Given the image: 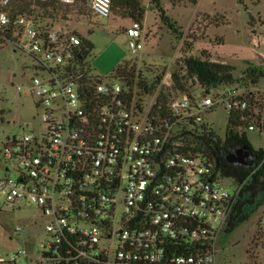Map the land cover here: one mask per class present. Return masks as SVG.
Instances as JSON below:
<instances>
[{
    "label": "built area",
    "instance_id": "1",
    "mask_svg": "<svg viewBox=\"0 0 264 264\" xmlns=\"http://www.w3.org/2000/svg\"><path fill=\"white\" fill-rule=\"evenodd\" d=\"M9 2L2 0L0 30L14 22ZM88 5L100 17L112 15L113 0ZM134 24L129 48L139 54L143 26ZM16 27L31 39L18 46L37 62L27 93L44 109L46 131L8 137L0 187L9 207L38 206L49 235L36 253L23 249L0 264H218L217 238L229 226L241 187L231 191L206 158L185 152L184 132L192 122L213 128L204 114L223 104L242 117L246 132L264 137V91L239 81L217 96L216 88L173 93L163 115L155 108L160 90L143 93L138 83L118 78L84 84L68 72L84 39L66 21L22 17ZM152 96L156 102L146 112ZM122 191L126 212L119 220Z\"/></svg>",
    "mask_w": 264,
    "mask_h": 264
},
{
    "label": "rangeland",
    "instance_id": "2",
    "mask_svg": "<svg viewBox=\"0 0 264 264\" xmlns=\"http://www.w3.org/2000/svg\"><path fill=\"white\" fill-rule=\"evenodd\" d=\"M145 8L141 20L143 48L133 54L129 48L127 30L133 27L130 17L111 15L100 17L71 14L66 23L94 49L88 62L94 73L104 79H112L115 71L125 63L152 84L162 78L158 90L170 87L171 76L187 56H201L207 51L212 60L228 63L234 67V77L240 78L248 68L264 69V0H160L165 16L180 31L177 34L163 18L159 7L152 0H140ZM120 13V12H119ZM13 40L22 44L30 42L27 32L14 34ZM37 62L15 42L7 40L0 44V175L5 173L2 160L4 144L8 137L30 131L43 133L44 109L37 106L38 97L27 93L31 79L36 74ZM24 88V92L19 87ZM264 91V78L255 84ZM226 86L214 89L220 95ZM156 96L147 98L146 112H150ZM204 119L225 138L229 109L223 104L204 114ZM254 149H264V137L247 132ZM251 157L250 150H239L229 156L231 161L245 163ZM231 191L237 188L232 179H223ZM119 220L126 212L125 193L119 194ZM249 218L232 231L224 230L217 238L218 264H264V191L257 196L254 205L245 207ZM49 219L35 204L22 203L21 207L7 205L0 187V259L12 258L23 249L36 253L48 238ZM22 230L17 233L16 227ZM117 229L119 225H116Z\"/></svg>",
    "mask_w": 264,
    "mask_h": 264
},
{
    "label": "trees",
    "instance_id": "3",
    "mask_svg": "<svg viewBox=\"0 0 264 264\" xmlns=\"http://www.w3.org/2000/svg\"><path fill=\"white\" fill-rule=\"evenodd\" d=\"M8 9L13 15V23L0 30V44L10 40L18 45L17 40H13L14 34L19 29L16 27V21L22 17L33 19L37 23L47 21H68L71 14L88 15L92 12L88 5V0H78L76 4H62L59 0H9ZM184 0H176L175 2ZM196 3L197 0H191ZM161 10L163 18L169 26L177 33L175 25L165 16V10L160 5V0H152ZM2 0H0V8ZM120 12V13H119ZM113 15L130 17L134 22L140 23L145 16V8L140 0H113ZM84 39L82 45L83 52L74 62V66L67 68L68 72L81 76L84 84L90 82L89 79L101 78L97 76L88 58L91 55L94 46ZM183 60L177 64L176 69L171 76L172 86L162 89L159 92L156 110L163 115L169 114L168 102L169 96L173 93H183L192 96L199 89L205 93H210L213 88L221 85H232L239 81H249L257 84L264 78V69L248 68L241 77H234V67L228 63L212 60L207 51H203L201 56H183ZM133 84L136 81L135 71L125 63L120 66L112 76ZM138 87L143 93L154 94L158 91L162 78H158L155 83H148L142 75ZM242 117L238 113L229 114L228 128L225 138H222L214 128L207 124H195L192 122V129L184 132L183 150L192 154H200L206 158L212 167L214 177L220 179H232L241 187L240 199L231 217L227 231H232L241 222L249 218V213L245 211L248 205H254L257 202V196L264 191V149H254L250 144L247 132L244 130ZM188 126V125H187ZM186 126V127H187ZM248 149L251 152L245 163L231 161L229 156L239 150ZM185 250V248H180Z\"/></svg>",
    "mask_w": 264,
    "mask_h": 264
},
{
    "label": "water",
    "instance_id": "4",
    "mask_svg": "<svg viewBox=\"0 0 264 264\" xmlns=\"http://www.w3.org/2000/svg\"><path fill=\"white\" fill-rule=\"evenodd\" d=\"M246 151L248 150V149H245Z\"/></svg>",
    "mask_w": 264,
    "mask_h": 264
}]
</instances>
